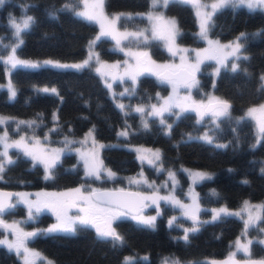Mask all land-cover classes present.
<instances>
[{"label": "trees", "instance_id": "trees-1", "mask_svg": "<svg viewBox=\"0 0 264 264\" xmlns=\"http://www.w3.org/2000/svg\"><path fill=\"white\" fill-rule=\"evenodd\" d=\"M68 2L69 0H6L0 6V38L7 45H13L14 30L9 19L15 16L20 19L28 15L34 17L35 22L22 34L24 43L17 50L18 58H82L90 38L96 33L97 24L83 20L73 11L61 10ZM104 6L108 11L144 10L148 8L149 0H104ZM54 9L55 15H52ZM165 11L176 18L182 33L177 38L178 43L194 46L203 44L191 5L171 3ZM213 19L214 26L209 33L221 39H228L239 33H262L256 37L250 36L246 43L250 60L241 62V67L247 68V75L222 68L212 84V63L204 61L200 66L198 87L193 89V93H205L211 88L219 99H226L232 105V118L218 121V127L211 125L208 120L198 123L195 113L189 111L180 119L172 120L170 133L159 123L158 117L152 115L145 117L148 124L145 128L139 112H123L115 105L92 63L91 67L80 71L72 68H17L10 74L16 91L14 99L8 97L6 88L0 87V114L15 117L0 124V129L5 125L14 134L22 130L39 134L48 131L51 141L60 144L59 140L64 136L69 134L77 137L86 129L94 127V134L98 139L158 146L163 166L199 168L212 177L194 183L201 206L199 213L177 217L172 227H169L168 218L172 215L173 208L167 205L154 211V216H157V211L160 213L154 230L138 225L131 219L117 221L113 226L126 240L123 247L114 248L110 242L98 240L95 230L90 228L78 229L76 235L55 233L30 239V243L52 258L53 264H124L125 254L134 255L133 264H159L160 258L172 256L183 264H209V258L222 256L234 249L237 240L241 243L252 240L251 256L264 255V244L256 243L257 239L254 238L261 235L256 228L250 227L245 235L242 219L227 216L213 221L211 211L222 208L221 205L240 206L244 198L264 200V174L261 173L264 168V139L260 138L257 143L251 118L240 119L244 117L246 107L264 99V91L259 88V77L264 72V12L249 11L246 7H229L218 12ZM118 23L120 26L136 27L146 23V20L136 16L134 20H121ZM110 42L111 38L108 37L96 41L95 46L100 56L112 58L121 55V52L109 48ZM142 47L148 48L158 59L166 60L170 57L159 41ZM0 53L10 54L3 46H0ZM4 78L5 66L0 62V81ZM38 84L54 85L59 95L37 90L35 85ZM166 92V83H161L157 76L145 73L138 77L129 99L130 102L147 106V103L158 97V93ZM165 115L168 119L173 117L169 113ZM23 119L28 120L24 122L36 123L31 126L20 123ZM124 124L130 128L129 133L127 136H119L118 128ZM204 127H208L214 141L223 142L227 147L217 148L203 140H189V136L195 138L193 134L201 132ZM124 142L107 143L102 148V160L117 174V178L100 181V187H107L106 183L112 186L124 185V175L140 168L141 164L134 151L124 146ZM12 153L15 154V163L6 167L0 186L33 195L30 198L34 200L42 192L90 180L85 177L74 152L63 153L56 167L51 170V179H45L41 164L35 163L34 166L32 159L24 156L18 149H13ZM143 166L149 176L158 177L155 166ZM177 173L179 184L176 194L183 198L187 193L185 186L188 175L181 170H177ZM214 192L216 195H213ZM27 208L25 203L17 204L4 216L25 217ZM260 216L259 227H264V208L261 209ZM53 218L54 213L45 209L36 214L35 219L26 220L25 225H44ZM194 222L199 230L189 233V241L185 243L179 238L184 235L185 229L194 226ZM4 231L0 228V234ZM236 254L243 256L242 252ZM143 257H147V260L142 259ZM0 264L21 262L14 252L0 246Z\"/></svg>", "mask_w": 264, "mask_h": 264}, {"label": "snow or ice", "instance_id": "snow-or-ice-1", "mask_svg": "<svg viewBox=\"0 0 264 264\" xmlns=\"http://www.w3.org/2000/svg\"><path fill=\"white\" fill-rule=\"evenodd\" d=\"M5 2L6 0H0V6H3ZM176 2L188 4L195 8V14L199 20L200 28L198 35L201 39L206 40L210 46L208 49H204L203 52L207 54V59L216 61L215 75L219 76L222 68L232 73L243 72L247 75V68L241 67V62L250 60V57L245 54L246 43L250 36L256 37L260 36L262 33H240L235 40L227 45H221L219 41L210 40L208 34L210 29L214 26L213 17L218 12L229 7H246L249 11L259 10L264 12V0H214V2L210 4L202 3V0H150L149 11L147 13H119L113 14L111 17L106 15L104 12V0H69L68 3L63 5L61 10L73 11L76 16L81 17L83 20L100 25L99 35L89 43L90 53L87 59L79 64L69 65L52 60L40 62L18 58L17 50L20 49L24 43L22 34L35 22L34 17L24 15L19 20L14 17L10 18L9 23L12 29H14L12 35L15 37V42L13 45L9 46L4 44L3 38H0V45H2L10 53L6 58L3 55H0V62L6 66V70L9 75L17 68H72L80 71L86 67H91L90 61L93 59L98 60V56L95 53H92L91 49L95 45L96 41L101 38L108 37L115 40L116 47L119 51H125L126 47L129 49L126 55L135 60V66L133 67L132 65H129L125 71L133 82L136 81L138 75H142L147 72L151 75L157 76L161 83L171 84L174 93L176 92L178 86H182L185 89L198 87L199 82L196 80V72L200 70V64L203 62L200 52L195 53V63L185 65L184 57L181 56V65L173 66L169 64H156L155 61L151 59V56L147 51L131 50L132 47L139 49L141 45L147 47L152 42L159 41L162 42V46L173 56L177 54V51H187V49H178L176 47L177 38L182 35L179 31L177 21L174 18H166L163 11H158V9L161 8L167 9L169 4ZM81 5L82 8H80V10H76ZM55 11L56 10L54 9L51 14L55 15ZM136 16L147 20L148 26L135 31H128L127 28L120 31L117 28V24L121 20L131 21L134 20ZM118 66L119 65H112L110 67ZM129 69L132 70L129 71ZM96 71L99 72L100 69L97 68ZM108 87H111V85L109 84ZM213 87H215V85H213ZM259 88L261 91H264V74L259 77ZM8 91L10 93V98L14 99L16 91L10 81L8 84ZM39 91L59 95L57 89L55 88H44ZM184 99L189 101V103H178L172 96H170L163 101V104L160 107L152 105L148 112L152 116L160 117L159 123L165 125L169 133L172 126L170 124H166L164 113H169L170 115H174L176 119H180L185 112H196L199 117V120L197 121L198 123L202 122L207 116L214 124H216L217 127L219 126L217 123L218 121L232 118V105L227 100L211 98L208 100L207 104H204L203 102L197 104L191 101L190 96L185 97ZM118 107L122 110L124 109L123 104L118 105ZM173 109H179V112H174ZM135 111L144 113L145 109L137 107ZM245 118H252L257 121L258 133L260 138L264 139V104L250 107L245 116L240 119L243 120ZM6 122L5 118L0 117V124ZM20 123H27L31 126L36 122L21 121ZM143 126L147 128V122H144ZM54 130L55 129H53V131ZM94 131L95 128L93 127L87 135L93 136ZM118 135L127 136L128 131L122 130L118 133ZM188 138L189 140H203L206 144L213 145L217 148L227 147V145L215 143L214 138L207 132H205L201 137L194 138L189 136ZM39 143L40 142L37 140L32 147H29V144L26 142L24 137L9 143L7 132L5 130L4 136H0V145H3V151L0 152V179H3V173L5 172L6 167L15 163V161L8 154L9 148L19 149L24 156L30 157L34 161V166L35 163L43 164L46 170L45 179L53 178L51 170L56 167L60 155L65 151V149H52L51 154L49 155L46 150L36 147ZM257 143H259V140ZM100 147L103 148L105 146L100 145ZM253 147H256V145H253ZM151 155L153 157L152 159H149L144 155H140L138 158L142 163L146 160L149 165L153 166H155V162H160V170H164L159 151L157 150L156 152L151 153ZM81 159L84 162L83 167L85 169L86 178H90L94 181L102 179L114 180L117 178V174L115 172L102 166V162L98 161L96 154H81ZM261 173L264 174V168L261 169ZM167 175L169 182L173 184L177 183L174 172L167 171ZM190 175L193 183L202 182L206 179H212L210 175L201 172L190 173ZM129 182L137 185L146 184L149 188L154 187V185L149 183L146 178H143L142 174L140 179H130ZM243 183H247V181H243ZM165 186H167V182ZM82 187L74 189L71 193L44 194L45 196H50L52 198L47 199L42 203L39 200L35 202L28 201L26 198L27 194L23 193L15 194L17 196L16 203H11L10 201L13 194L0 192V228L11 232L12 235L15 236L14 240H9L7 237L0 239V246L6 247L9 252H14L16 256L21 258L23 264H37V261H40V264H53L52 261H48L45 257L41 256L39 252L30 249L27 246L28 241L40 235H51L55 233L76 235L78 229L84 230L90 228L95 230L98 240L102 242H110L114 248L123 247L126 244V240L113 226L117 221L131 219L138 225L153 230L155 229V221L160 213L157 211V216L143 215L142 201L150 200L151 204L155 205L157 209L159 208L158 200H164L167 203H171L176 206L186 207L181 205L179 200L173 199L170 196H142L139 193L127 192L123 188L106 191L89 188L87 189V194H85V192L82 191ZM213 195H216V193L214 192ZM20 203L27 204L29 220L35 219L36 214H39L41 211L47 209L55 214L57 223L53 224L46 230L34 232H24L17 223H6L3 219L4 214L11 212V210H13L17 204ZM249 207V203L245 201L241 212H230L226 207L213 209L211 210L213 213L212 220L216 221L227 216H236L243 220L244 217L242 213L247 212L248 219L244 220V234H247L250 227L256 228V230L260 233H264V227H259L261 216L259 214L253 216V213L249 211ZM261 207L264 208V206ZM73 209H75V213L70 214ZM134 212L135 214H133ZM175 219L176 218L173 217L168 221L169 227L173 226ZM198 230L199 227L194 222V226L191 229H185L184 235L179 239H182L185 243H187L189 241V233H194ZM256 243L264 244V240H257ZM252 244V240H248L246 243H241L240 240H237L235 242V248L237 252H243L246 256H248V264H264V260L254 261L251 259L250 246ZM235 255V252L230 254L228 262H225V264H229V262H231V264H235ZM142 259L147 260V257H143ZM124 264H133V258L126 257ZM162 264H181V262L179 259L165 257Z\"/></svg>", "mask_w": 264, "mask_h": 264}, {"label": "rangeland", "instance_id": "rangeland-1", "mask_svg": "<svg viewBox=\"0 0 264 264\" xmlns=\"http://www.w3.org/2000/svg\"><path fill=\"white\" fill-rule=\"evenodd\" d=\"M212 2H214V0H202V3L210 4ZM149 3H150V0H149ZM80 8H82V5L79 8H77L76 10H80ZM192 9H193V11L195 13L196 12L195 8L192 7ZM148 11H149V6H148L147 9L135 10V11L134 10H123V9L122 10L108 11V10H106V8L104 6V12L109 17H111L113 14H119V13L136 14V13H147ZM158 11H163L166 18H174L176 20L175 16L173 14L167 13L165 11V9L161 8V9H158ZM195 16H196V14H195ZM11 18H13V17H11ZM14 18H16V16ZM16 19L18 20L19 18H16ZM196 19H197V23H198V31H200L199 20H198L197 16H196ZM9 21H10V19H9ZM147 26H148L147 20H146V23L138 24L136 27L120 26L119 23L117 24V28L120 31H123L125 28H127L128 31H135L137 29H142V28H145ZM99 33H100V25L97 24L96 33L90 38V40H89V42L87 44L86 53L80 59H76V60H59V59L52 58V57H51L52 59L29 58V57H23V58H20V59L30 60V61H40V62H43L45 60H52V61H58V62H60L62 64H69V65H71V64H79V63L83 62L85 59L88 58L89 53H90L89 43L96 36H98ZM208 35H209V39L210 40L219 41V43L221 45H227L230 42H232L233 40H235V38L238 35H240V33L236 34L233 37L228 38V39H221V38H219L217 36L211 35L210 33ZM203 41H204L203 44L200 45V46H194V45H190V44H186V43H178L176 41V47L178 49H187V51L186 52L177 51V54L175 56H173V55H171V53H169L166 50L170 54V57L167 58L166 60L165 59L156 58L152 53H150L148 48L142 47L143 45H141L139 49L136 48V47H132L131 50L132 51H147V52H149V54L151 56V59L153 61H155L156 64H169V65H173V66L181 65V59H180L181 56L184 57L185 65L195 63V53L196 52H200L201 53V59L203 60V62L204 61L205 62L209 61V62L212 63L211 73H212V84H213L215 82V79H216V76H217V75H215L216 61L206 58L207 54L204 53L203 50L204 49H208L210 46H209V44H208V42L206 40H203ZM125 43H127V42H125ZM4 44H7V42L6 43L4 42ZM0 46H2V45H0ZM109 48L112 49V50L119 51V49L116 47L115 40H113V39H111V42L109 44ZM128 50L129 49L126 47L125 51H123V52L119 51V52H121V55H115L114 57L109 58V57L100 56L96 46L94 45L92 47V49H91V52L95 53L98 56V60L93 59L92 61H90V63L93 64V68H94L95 71H96L97 68L100 69L99 72H97V71L96 72L100 76L102 82L106 85L108 93L111 96L113 102L115 103V105L117 107H118V105L123 104L124 105V109L122 110L120 108L123 112H127V111H130V110L135 111V109L137 107H142V108L145 109L144 113H140V117H141V120H142L143 123L146 122L145 121V117L147 115H150L148 110L151 108V106L152 105H156L157 107H160L163 104V101L166 100L170 96H172L176 102L181 103V104L189 103V101H186L184 98L185 97H189L190 93H191V96H190L191 101L195 102L197 104H199L201 102L206 104L208 102V100L211 99V98H219L213 92V90L211 88H210V90H208V92L201 93V94H196V93L194 94L193 91L192 92L190 91V89H185L184 87L178 86L176 92L174 93L172 85L166 83L167 84V92L166 93H161V94L158 93V97L156 99L152 100L151 102L147 103L146 104L147 106H144L145 104H142V103L130 102V99H129L130 95L134 91V88H135L136 83H137V79H138V77L140 75H138L137 78H136V81L133 82L129 78V76L126 74L125 70H126V68H128L129 65H132L133 67L135 66V60L133 58L129 57L128 55H126ZM245 54L247 55V52ZM0 55H3L6 58L8 54L4 55V53H0ZM229 63H230V61H229ZM201 64H200V66H201ZM112 65H119V66L118 67H110ZM131 70L132 69H129V71H131ZM145 73H147V72H145ZM262 74H264V72H262ZM196 80L198 81L199 77L196 78ZM9 81L11 82V85L15 89V86H14V84H13L11 78H10L9 73L6 70V66H5V78H4V80L0 81V87L6 88V90L8 92V97L10 98V93L8 91ZM109 84L111 85V87H108ZM35 88L37 90L44 89V88L51 89V88H55V86L54 85H49V84H38V85H35ZM191 89H193V88H191ZM10 99H12V98H10ZM260 104H264V99L259 101V102L253 103V104L249 105L248 107H246V110H245L243 115L245 116L247 110L250 107L259 106ZM173 111L174 112H179V109H173ZM54 113L56 114V111ZM194 113L196 115V120L198 121L199 117H198L196 112H194ZM257 115H259V114H257ZM0 117L5 118L6 120L15 118L14 116L7 115V114H0ZM158 119L160 120V117H158ZM164 119H165L166 124H170L171 125L172 120L176 119V117L173 115L172 119H168L166 117L165 113H164ZM204 120H208L211 123V125H213V126L216 125L207 116L204 118ZM252 120H253V124H254L256 139L258 141L260 139V135L258 133V124H257V121L255 119H252ZM21 121H28V120L27 119L26 120L23 119ZM163 128L166 131H168V129L165 127V125H163ZM91 129H93V128L90 127L88 129H86L80 136H77V137H74V136L68 134V135L64 136L63 139L59 140L60 144L53 143L51 141V139H50L51 136H50V133L48 131L44 132L43 134H39L38 132H31V131L22 130L19 133L14 134V133L10 132L8 127L5 126V125L0 129V136H4L5 130H6L7 138H8V142L9 143H11L12 141H15V140H19L21 137H24L26 142L29 144V147H32L34 145L35 141L38 140L40 143L36 147L46 150L49 155L51 154V150L52 149H65V151L63 153H65V152H74V154L76 156V159H77L78 162H80V164L82 166V169H83V172H84V175H85V169L83 167V163L84 162L81 159V154H85V155H91L93 153L96 154V156L98 158V161L102 162V166L104 168L110 169L108 166H106L104 164V162L102 160V157H101L102 148L100 147V145H105L107 143H122V142H124V141L121 142V141H118V140L106 141V140L98 139L95 136V134H93V136H88L87 134H88V132ZM122 130H127L128 133H129L130 128H128L126 126V124H124V125H122L121 127L118 128V133L121 132ZM205 132H207L211 136V134H210V132L208 130V127H204L201 132H199L197 134H193V136L201 137V136L204 135ZM68 142H71V143H68ZM124 143H125L124 146H126V147H128V148H130V149H132L134 151V153H135L137 159L139 160L141 166H140V168L137 171L124 175V177H123L124 185H113L112 186V185H108V183H106L107 187H115V186L123 187L124 186V187H127V188L136 189V190L140 191L144 196H156V197H161V196L168 197V196H170L173 199L179 200L181 205H184L186 207H180V206H176V205L171 204V203H167L164 200H158L159 208H161L162 205H167V206H170V207L173 208L172 215L169 216L168 220H171L173 217H175V218H177V217H188V216H193V215H196V214L199 213L201 206H200V202H199V199H198V192H197V189H196V187H195V185L193 183V180H192V177H191L190 173H195V172L205 173L203 169H199V168H195L194 169V168H192L190 166H180L179 168L163 166L164 170H160V167H159L160 162H155L156 173L158 174L156 176H158V177L149 176L145 172L144 166H143L144 164H146V165H149V164L147 163L146 160L142 163L141 160L138 157L140 155H144V156L148 157L149 159H152L153 157H152L151 153H154L157 150L160 153L159 147L158 146H154V145H149V144H142V143H130V142L129 143L128 142H124ZM215 143L223 144V142H218V141H215ZM13 149H16V148H9L8 149V154H9V156L12 159L15 156V154L12 153ZM2 151H3V145H0V152H2ZM63 153L60 155L59 161H60ZM41 165L43 166L44 171H45V175H46L45 167H44L43 164H41ZM151 166H153V165H151ZM177 170H181V171H183L184 173H186L188 175V182L186 183V186H185V188L187 189V193H186V196H184L183 198L179 197L176 194L177 185L179 184V176H178ZM167 171H172V172L175 173V179H176L177 183L173 184V183L169 182ZM141 174H142L143 178H146L149 183L154 185L153 188H149L146 184L137 185V184L129 182L130 179H140L141 178ZM91 180L92 179H90L87 182H85V181L79 182V183H76V184H73V185H70V186H66V187H62L60 189H56V190L49 191V192H42L41 194L36 196V197H38L37 200H40V201L44 202L47 199H51L52 197L44 195L46 193L47 194L71 193L74 189L81 188L82 186H83L82 187V191H84L85 194H87V189H89V188H94V189L98 188L101 185L100 181H104V179H102V180H99L96 183V182L91 181ZM166 182H167V186H165ZM18 193H22V192H20V191L16 192V194H18ZM30 197H33V195L27 194L26 198H27L28 201H33V202L37 201V200H34V199L30 198ZM16 200H17V196L15 195L13 197L11 203H16ZM182 201H185V202L183 203ZM245 201H247L249 203V206H250L249 207V211H251L253 213V216H255L257 214H259V215L261 214V209H262L261 206H263V204H264V200L263 199L252 200V199H249V198H244L242 200V204L240 206H234V207H230V206H226V205H221V206H222V208L226 207L230 212H234V213L235 212H241V209L243 208ZM144 202H145V204H144V207L142 209L143 215H145V216H154L155 215L154 211L157 210V207L155 205H152L150 200H145ZM72 213H75V212L72 210ZM185 213H187V214H185ZM242 215L244 217V219H243V230H244V220L248 219V213L247 212H243ZM3 219H4V221L6 223H9V224L17 223L19 225V227L21 229H23L24 232L28 231V230H35V231L46 230L49 227H51L53 224L57 223L56 216L54 214V218L52 220H50L48 223L44 224V225H31V226L25 225V221L28 220V208L26 210L25 217L6 218L5 216H3ZM3 230H5V229H3ZM5 237H7L9 240H14L15 239V236L12 235V233L7 231V230H5L3 233L0 234V239H3ZM254 238H256L257 240H264V233H261V235L255 236ZM27 246L30 249H32V250H34L36 252H39L41 254V256L45 257L48 261H52L53 262V260H52V258L50 256H48L45 253H43L42 251H40L36 246H34L32 243H30V241H28ZM234 250L237 253L236 248H234ZM243 255H245V254L243 253ZM126 257L134 258V255L133 254H125L124 255V260H125ZM17 258L20 260L21 264H23L21 258L18 257V256H17ZM164 258L165 257H162V258L159 259V264H162V261H163ZM169 258L175 259V257H173V256L169 257ZM37 264H40V261H37ZM181 264H183V263L181 262Z\"/></svg>", "mask_w": 264, "mask_h": 264}, {"label": "water", "instance_id": "water-1", "mask_svg": "<svg viewBox=\"0 0 264 264\" xmlns=\"http://www.w3.org/2000/svg\"><path fill=\"white\" fill-rule=\"evenodd\" d=\"M224 100H226V99H224ZM120 188L125 189V191H127V192L141 194L138 190L133 189V188H127V187H98V188H95V189L105 190L106 191V190H115V189H120ZM0 192L13 194L12 199H13V197L16 194V191L13 188L2 187V186H0ZM12 199H11L10 202H12ZM143 207H144V201H142V209H143ZM25 232H34V230H28V231H25ZM234 252H235V250L232 248L231 250H229L226 254H224L222 256H216V257L209 258L208 259V263L209 264H213V262H214V264H225V262H228V258L230 256V254H232ZM251 259L254 260V261L264 260V255L251 256ZM234 261H235V264H248V256H246V255L238 256L236 254L235 257H234ZM229 264H231V262H229Z\"/></svg>", "mask_w": 264, "mask_h": 264}, {"label": "flooded vegetation", "instance_id": "flooded-vegetation-1", "mask_svg": "<svg viewBox=\"0 0 264 264\" xmlns=\"http://www.w3.org/2000/svg\"><path fill=\"white\" fill-rule=\"evenodd\" d=\"M199 77V71L198 72H196V78H198ZM182 87V86H181ZM195 87H193V89H194ZM193 89H190V91L192 92L193 91ZM73 211L75 212V209H73ZM70 214H74V213H70Z\"/></svg>", "mask_w": 264, "mask_h": 264}]
</instances>
